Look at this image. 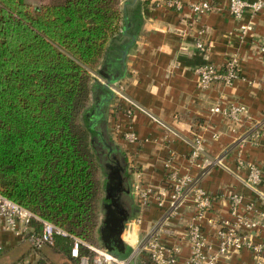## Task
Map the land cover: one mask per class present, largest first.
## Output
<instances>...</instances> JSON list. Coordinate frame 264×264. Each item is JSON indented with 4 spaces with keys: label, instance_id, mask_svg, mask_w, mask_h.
<instances>
[{
    "label": "trees",
    "instance_id": "obj_1",
    "mask_svg": "<svg viewBox=\"0 0 264 264\" xmlns=\"http://www.w3.org/2000/svg\"><path fill=\"white\" fill-rule=\"evenodd\" d=\"M142 21L141 5L124 12L120 0H49L35 11L26 0H0V193L92 246L104 153L89 124L105 130L111 91L91 74L121 79L111 67L134 47ZM54 241V254L93 264L87 247L74 259L70 237Z\"/></svg>",
    "mask_w": 264,
    "mask_h": 264
},
{
    "label": "crops",
    "instance_id": "obj_2",
    "mask_svg": "<svg viewBox=\"0 0 264 264\" xmlns=\"http://www.w3.org/2000/svg\"><path fill=\"white\" fill-rule=\"evenodd\" d=\"M184 8L181 11L171 10L164 6V0H121V8L125 12L128 7L141 5L142 26L135 45L117 52L122 64L114 63L112 70L124 72L121 79L112 77V85L126 83V96L146 113L135 112L129 115V104H123L116 98L109 99L105 104L103 125L96 121L89 124L95 132V140L102 153L106 147L104 139L114 147V153L120 154L125 160L131 192L123 197L121 205L128 209L130 199L132 213L125 221L122 240L127 244L124 253H117L122 259L131 258L142 241L147 230L161 218L162 212L155 200L147 207H142L134 195V186L142 184L151 187L156 193L169 188L168 174L174 170L186 172L190 142L195 133L201 132L206 140L207 151L211 156H218L224 150L233 146L246 127H252L258 122H264V67L258 50V45L264 42V11L252 16L247 12L242 20L232 18L228 13L230 0H181ZM208 1L216 5L219 11L213 12L202 19L196 20L189 9L192 3ZM253 2L254 0H246ZM249 25L246 35L241 33V27ZM202 40L210 51L201 53L196 48V42ZM127 52L126 57H123ZM238 58L242 78L224 93L230 101L245 105L252 117L237 134L230 131L219 116H212L209 111L217 102L221 88L213 85L203 92L198 88V77L195 68L205 64L218 67L231 57ZM104 65V63H103ZM101 70V67H100ZM94 82L105 86L108 80L99 73H92ZM96 108L94 94L91 103ZM122 103V104H121ZM99 106V105H98ZM102 106V105H100ZM150 116L158 119L164 126L155 122ZM105 132H104V131ZM133 132L138 140L129 143L124 134ZM218 135V138L213 136ZM105 157V154H102ZM242 158L256 163L264 171V124L260 137L255 145H248ZM103 159V164L108 160ZM237 153L231 154L228 164L235 169ZM172 164L167 167V164ZM106 176L105 197L100 203V225L98 233L101 238V227L105 220L106 206L109 201L107 193L108 170L102 165ZM193 174L195 171L192 172ZM246 176V172L240 174ZM204 188L218 197L215 209L222 216H227L225 195L233 190L245 195L247 201L255 199V195L245 188L237 175L224 170H216L203 181ZM264 191V182L261 185ZM129 197V198H128ZM125 201V202H124ZM190 205V204H189ZM190 206L184 209L185 221L191 217ZM142 218V224H135L136 218ZM185 221H172L169 233L164 240L175 244L180 232L184 230ZM102 241V240H101ZM103 242V241H102ZM104 243V242H103ZM0 264H14L19 261L28 264H74L56 255L49 247L35 251L31 244L12 234H0ZM189 255V248L182 253V260ZM136 263H141L146 256L137 254ZM233 264H254L252 254L243 251L236 255Z\"/></svg>",
    "mask_w": 264,
    "mask_h": 264
},
{
    "label": "built area",
    "instance_id": "obj_3",
    "mask_svg": "<svg viewBox=\"0 0 264 264\" xmlns=\"http://www.w3.org/2000/svg\"><path fill=\"white\" fill-rule=\"evenodd\" d=\"M164 6L171 10L181 11L184 5L181 0H164ZM196 20L219 11V8L208 1L192 3L189 5ZM264 11V0H230L228 13L232 18L242 20L247 12L255 16ZM249 25L241 27L243 35L248 34ZM196 48L203 54L210 51L209 46L202 40L196 42ZM258 50L263 60L264 67V42L258 45ZM198 77L199 90L206 92L213 85H218L221 92L217 102L209 113L219 116L230 131L237 134L244 124L252 117L248 108L238 102L230 101L224 90L232 87L241 76L238 58H229L224 66L218 67L205 64L195 68ZM121 99L129 104V115L135 112H147L127 99L121 92L123 88L112 89ZM155 122L164 126L158 119L150 116ZM264 122H258L252 127H246L242 135L233 146L224 150L218 156H211L207 151L206 140L202 133H195L190 142L188 167L186 172L174 170L168 174L169 188L163 192H155L151 187L142 184L134 186V195L142 207H147L155 200L161 209V218L154 222L147 230L134 255L129 259H120L107 249L97 248L70 236L66 231L42 219L34 212L10 200L0 193V234H12L22 240L28 241L35 251L51 248L55 236L70 237L72 239L71 257L80 258L81 247L85 246L94 252L93 264H233L236 255L243 251L252 254L254 264H264V191L261 185L264 182V171L256 163L244 160V149L257 143ZM129 143L137 142L138 138L133 132L124 134ZM218 138V135L213 136ZM237 153L235 169L231 168L228 160L231 154ZM171 163L167 164L170 167ZM216 170L237 175L245 188L250 190L255 199L247 201L245 195L229 191L225 195L227 216H222L215 209L218 197L208 192L203 181ZM195 171L193 174L192 172ZM246 172V176H241ZM190 204V205H189ZM190 206L191 217L185 221L184 209ZM185 221L184 230L180 232L175 244L169 245L164 240V235L169 233L172 221ZM41 225V230L36 232L32 223ZM135 224L141 225L142 218H136ZM189 248V255L182 260V253ZM3 248L0 246V254ZM137 254L145 255L141 263H136ZM14 264H28L19 261ZM81 264H88V259L81 258Z\"/></svg>",
    "mask_w": 264,
    "mask_h": 264
},
{
    "label": "water",
    "instance_id": "obj_4",
    "mask_svg": "<svg viewBox=\"0 0 264 264\" xmlns=\"http://www.w3.org/2000/svg\"><path fill=\"white\" fill-rule=\"evenodd\" d=\"M127 52H124L123 57L125 58ZM102 75L108 80V83L105 84V88L110 90V86L112 85V76L108 74ZM112 97L113 93L111 91ZM104 146L106 149L104 150L105 160H108L105 164H103V158L101 159V164L104 165L105 169L109 170L107 173L108 176V184H107V193L109 195L110 189L109 184L112 181H116L117 185V193L120 197L123 195H129L131 192V184L127 177V170L125 160L121 157L120 154L114 153V147L111 143L107 142L104 139ZM111 171V172H110ZM115 176V177H114ZM109 199L110 195H109ZM114 204H107L106 206V215L105 220L103 222V226L101 227V240L104 242L106 247L110 251H118L119 253H124L127 250V244L122 240V235L125 230V221L128 218V210L122 206V210L120 212H116L114 209ZM127 213L126 215H124Z\"/></svg>",
    "mask_w": 264,
    "mask_h": 264
},
{
    "label": "rangeland",
    "instance_id": "obj_5",
    "mask_svg": "<svg viewBox=\"0 0 264 264\" xmlns=\"http://www.w3.org/2000/svg\"><path fill=\"white\" fill-rule=\"evenodd\" d=\"M26 1L30 5L32 11H35L36 8L42 6L43 4H46L49 0H26ZM120 2H121V0H120ZM120 6H121V4H120ZM104 83L107 84L106 82H104ZM121 87L123 88V92H121V95H123L124 97H126L128 99V97L125 94L126 93V83H124V82L118 83L117 82V84L113 85L111 88L112 89H118V88H121ZM113 96H114L113 98H116L119 102H122L123 104L124 103L127 104L126 101L124 99H121L122 97H119L117 94L113 93ZM90 104H91V107H92L93 106V101H92V103L90 101L89 107H90ZM80 121H81V123H83L82 122L83 121L82 118L80 119ZM99 180H100V184H101V193H100V199H99V202H98V213H99V210H100V203L102 202L103 198L105 197V187H106L105 186L106 185V176L103 174L102 171H100ZM99 225H100V220H99ZM96 237H97L96 241H97V244H98L96 247L97 248H101V249H105L104 245H103L104 243L101 241V238L99 236L98 230H97V233H96Z\"/></svg>",
    "mask_w": 264,
    "mask_h": 264
},
{
    "label": "flooded vegetation",
    "instance_id": "obj_6",
    "mask_svg": "<svg viewBox=\"0 0 264 264\" xmlns=\"http://www.w3.org/2000/svg\"><path fill=\"white\" fill-rule=\"evenodd\" d=\"M109 189H110L109 195H110V198L111 199H109L108 204H112L113 203L114 204V207L116 208V209H114V208L113 209L116 212H120L122 210V205H121V201H123L122 198L124 197L126 199V196L127 195H123V197H120V195L117 193V190H116L117 189L116 181L110 182ZM130 209H132V207H131L130 199H128V209H127L128 210V215H130L132 213V210H130ZM126 214L127 213H125L124 215H126Z\"/></svg>",
    "mask_w": 264,
    "mask_h": 264
}]
</instances>
